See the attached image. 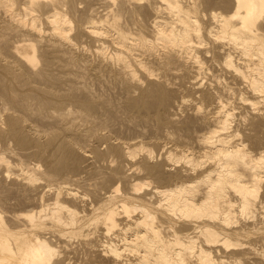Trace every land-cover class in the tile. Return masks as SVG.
<instances>
[{
	"label": "bare ground",
	"instance_id": "6f19581e",
	"mask_svg": "<svg viewBox=\"0 0 264 264\" xmlns=\"http://www.w3.org/2000/svg\"><path fill=\"white\" fill-rule=\"evenodd\" d=\"M80 251L264 264V0H0V264Z\"/></svg>",
	"mask_w": 264,
	"mask_h": 264
},
{
	"label": "rangeland",
	"instance_id": "374dc122",
	"mask_svg": "<svg viewBox=\"0 0 264 264\" xmlns=\"http://www.w3.org/2000/svg\"><path fill=\"white\" fill-rule=\"evenodd\" d=\"M130 253L129 252H126L124 253L123 255H121L122 257H130L128 256V254ZM75 258H72L71 259V264H80L82 259H83V256H84V253L82 251L78 252L76 255H74ZM229 260V259H228Z\"/></svg>",
	"mask_w": 264,
	"mask_h": 264
}]
</instances>
